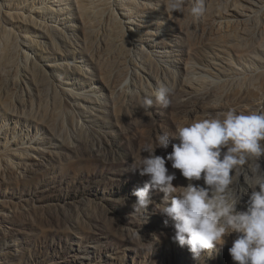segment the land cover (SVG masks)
<instances>
[{
  "label": "rangeland",
  "instance_id": "rangeland-1",
  "mask_svg": "<svg viewBox=\"0 0 264 264\" xmlns=\"http://www.w3.org/2000/svg\"><path fill=\"white\" fill-rule=\"evenodd\" d=\"M41 2L48 23L78 34L72 1ZM149 2L147 14L137 21L152 55L143 56V62L130 46L109 41L112 27L106 22L93 45L78 47L75 55L68 54L72 46L66 44L51 58L37 52L48 81L73 91L69 103L80 118L45 97L25 110L19 106V117L0 110V149L7 141L19 149L12 154L14 165L0 169V194L12 206L20 203L8 214L0 209V241L11 250L0 264H234L228 249L235 234L199 259L172 239V222L166 226L168 218L159 212L164 193L152 190V205L135 212L133 192L148 177L133 169L134 161L147 155L143 148L157 146L164 133L222 118L228 110H264V10L252 22L217 32L209 30L211 23L234 20L242 0H205L200 18L187 12L169 15L165 0ZM13 28L21 38L27 33L31 40L47 42L34 28L20 23ZM130 28L135 31V25ZM158 84L171 89L168 108L152 95ZM146 97L153 99L150 108L142 107ZM23 147L28 151L20 152ZM171 151V146L157 148L156 155ZM257 163L250 158L231 186L241 209L252 191L244 176ZM166 167L176 173L175 186L187 185L170 161Z\"/></svg>",
  "mask_w": 264,
  "mask_h": 264
},
{
  "label": "clouds",
  "instance_id": "clouds-1",
  "mask_svg": "<svg viewBox=\"0 0 264 264\" xmlns=\"http://www.w3.org/2000/svg\"><path fill=\"white\" fill-rule=\"evenodd\" d=\"M169 15L187 14L200 18L206 12L205 0H165ZM171 89L158 84L153 92L155 102L168 108ZM153 99L146 97L142 107L150 108ZM172 151L166 157L156 155V149ZM142 159L134 161V169L147 176L143 187L134 190L136 211L152 205L150 192L164 193L159 212L175 229L173 240L187 246L194 259L201 253L223 248L228 237L235 234L228 249L234 264H264V110L237 112L228 110L222 118H205L179 127L171 135L157 138V146L146 145ZM257 166L250 176H244L252 191L245 207L232 190L237 176L243 175L250 158ZM188 181L175 186V172H169L167 162ZM203 181L202 184L196 183Z\"/></svg>",
  "mask_w": 264,
  "mask_h": 264
},
{
  "label": "bare ground",
  "instance_id": "bare-ground-1",
  "mask_svg": "<svg viewBox=\"0 0 264 264\" xmlns=\"http://www.w3.org/2000/svg\"><path fill=\"white\" fill-rule=\"evenodd\" d=\"M66 1L68 0H54L55 3ZM70 1L74 5L76 20L78 21V26H72L78 29V34L74 33L73 35H71L72 32L69 33L70 27L66 29L69 32H66L63 28H54L44 19L45 7L41 0H0V110L10 114V117H19V106L25 110V108L38 104L39 101L41 103L42 98L45 97L52 99L54 106H60L62 111L69 113L74 119L80 118L78 114L74 113V107L69 103L73 91L70 88L62 90L54 85L53 81H48L49 78L46 74L49 75V73L37 61V52L41 51L42 55L51 58L60 53L61 44H66L72 46L68 54L75 55L78 47L83 49L93 45L94 40H97L101 34V27L104 22L112 27L110 42L130 46L132 51L138 55L137 58L140 62H143V56L152 57L140 36V29L143 26L137 22L139 18L143 19L144 15L147 14L146 10L150 9V0ZM242 2L241 8L235 11L234 20H215L209 26V30L214 29L217 32H223L233 29L240 24L254 21L257 13L264 10V0H242ZM40 16L42 18H37ZM19 23L34 28L39 37L48 43L31 40L32 38L27 33L21 38L19 32H15L13 28L15 24ZM130 25H135V31L130 28ZM136 37L140 39L139 43H137ZM100 39L104 42L105 36L104 39L101 37ZM146 42L151 49L154 48L151 40ZM79 53L82 54L80 50ZM82 59L84 58L82 57ZM85 59L88 60L87 57ZM53 66L56 67L57 63H53ZM62 66L65 64H61ZM124 84L130 83L127 81ZM115 88L117 89V87ZM124 92L123 90L122 93ZM50 99L49 101H51ZM18 150V148L13 147L10 141H7V145L0 149V169L6 170L14 165L12 154L17 155ZM27 151L26 147L20 149L22 153ZM1 196L2 194H0L2 212L5 214L14 212V207L19 210L20 203H15L12 206L6 198H3L4 196ZM7 248L8 243L0 241V257H6L8 253H11V250L8 251Z\"/></svg>",
  "mask_w": 264,
  "mask_h": 264
}]
</instances>
